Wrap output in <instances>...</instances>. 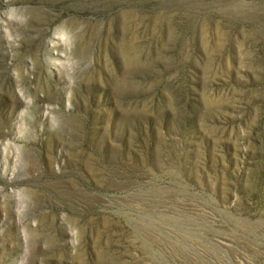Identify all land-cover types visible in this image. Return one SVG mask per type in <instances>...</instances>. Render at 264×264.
Instances as JSON below:
<instances>
[{
	"label": "rangeland",
	"instance_id": "374dc122",
	"mask_svg": "<svg viewBox=\"0 0 264 264\" xmlns=\"http://www.w3.org/2000/svg\"><path fill=\"white\" fill-rule=\"evenodd\" d=\"M0 264H264V0H0Z\"/></svg>",
	"mask_w": 264,
	"mask_h": 264
}]
</instances>
